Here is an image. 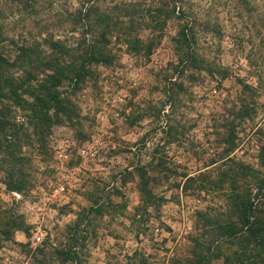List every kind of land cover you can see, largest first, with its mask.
<instances>
[{
    "label": "rangeland",
    "instance_id": "1",
    "mask_svg": "<svg viewBox=\"0 0 264 264\" xmlns=\"http://www.w3.org/2000/svg\"><path fill=\"white\" fill-rule=\"evenodd\" d=\"M84 5L114 22L112 56L74 91L70 118L31 125L12 104L20 139L5 147L14 162L0 151V264H171L189 255L197 209L219 217L249 185L264 202V0H0V49L49 35L76 47L90 38ZM157 7L153 28L143 20ZM185 23L189 67L174 40ZM139 167L153 169L160 196L149 212L136 210ZM92 204L100 211L87 212Z\"/></svg>",
    "mask_w": 264,
    "mask_h": 264
},
{
    "label": "trees",
    "instance_id": "2",
    "mask_svg": "<svg viewBox=\"0 0 264 264\" xmlns=\"http://www.w3.org/2000/svg\"><path fill=\"white\" fill-rule=\"evenodd\" d=\"M175 4L171 11L177 7ZM90 7L91 5H84L80 9L81 19L86 30H89L90 38L76 47L67 45L60 37L49 35L38 41V44L0 49V151L8 154L7 159H2V163L14 162L10 149H5L6 146H11L9 141L12 139L8 138L12 136L20 139L17 123L8 114L14 109L13 105L27 110L28 123L31 125L48 126L58 123L55 119L60 116L70 118L75 108L72 100L74 91L92 75L93 65L110 60L112 54L109 43L114 22L109 19L108 13L100 12L94 17ZM180 9L178 6L177 15L183 13ZM169 12L170 9L165 11V18ZM161 13L162 10L158 7L155 10L148 8L147 18L150 19L147 22L144 19V23L150 24L155 20L153 28L157 27L161 23L158 18ZM189 25L191 24L185 23L174 38L180 61L183 66L186 64L188 67L193 65L196 58ZM155 43L144 44L143 52L150 54ZM76 48L78 51L75 52ZM175 119L171 113L168 114L163 131H168V134L172 132ZM156 160L155 163L152 155L150 167L151 164L158 166L159 158ZM151 170L153 169L137 168L141 204L136 210L141 207L149 212V209L160 203V196H157L150 184L154 178ZM181 175L185 181L195 178L186 171ZM263 184L264 177L259 178L258 188ZM6 185L11 189L21 187L13 178L12 172H9ZM250 186L244 190L234 188L227 196L225 208L219 211V217L214 218V214L207 208L197 209L194 214L195 231L190 234L189 255L173 257L171 264H209L213 259H220V264H264V202L257 200L256 194H251ZM98 205H90L87 212L100 211ZM136 215H141V212L136 211ZM75 227L79 228V224Z\"/></svg>",
    "mask_w": 264,
    "mask_h": 264
},
{
    "label": "built area",
    "instance_id": "3",
    "mask_svg": "<svg viewBox=\"0 0 264 264\" xmlns=\"http://www.w3.org/2000/svg\"><path fill=\"white\" fill-rule=\"evenodd\" d=\"M37 238H39V236H37Z\"/></svg>",
    "mask_w": 264,
    "mask_h": 264
}]
</instances>
